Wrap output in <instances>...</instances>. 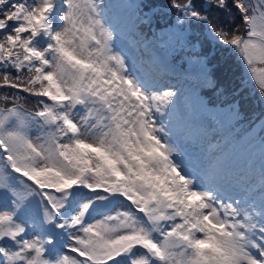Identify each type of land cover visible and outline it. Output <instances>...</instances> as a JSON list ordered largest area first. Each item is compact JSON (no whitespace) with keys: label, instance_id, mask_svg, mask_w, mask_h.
<instances>
[{"label":"snow or ice","instance_id":"1","mask_svg":"<svg viewBox=\"0 0 264 264\" xmlns=\"http://www.w3.org/2000/svg\"><path fill=\"white\" fill-rule=\"evenodd\" d=\"M138 7L150 28L155 5ZM165 7L174 22L159 36L135 37L145 52H160L148 61L158 73L173 40L196 50L205 69L223 47L264 99V0ZM110 8L106 0H0V88L13 90L0 95V264H264V184L259 203L227 196L235 145L196 151L203 114L235 118L239 101L212 113L138 72L128 50L117 51ZM20 93L36 97L39 110L27 112ZM261 146L264 154V138ZM117 201L127 209L113 215Z\"/></svg>","mask_w":264,"mask_h":264},{"label":"rangeland","instance_id":"2","mask_svg":"<svg viewBox=\"0 0 264 264\" xmlns=\"http://www.w3.org/2000/svg\"><path fill=\"white\" fill-rule=\"evenodd\" d=\"M107 3L111 5L109 15L119 24L121 28V33L115 37L117 44V51L121 47L128 50L127 59L136 64L137 70L140 73L149 75L157 79L161 83H166V78L169 76V69L173 66L170 63V57L168 52L174 53L180 47L179 44L172 41L171 47H165L164 53L167 57V68L161 74L148 63L150 56H159L160 53L155 49H149L145 52L143 48L135 42V37L143 34L140 30V23L142 21L141 12L139 10L138 0H106ZM140 17V19H138ZM166 26L165 28H167ZM164 28V29H165ZM144 35V34H143ZM160 35V34H159ZM197 56L186 57V67L182 70L178 67L175 75L179 76L180 81L175 83L179 89L184 93L186 100L191 98L192 100L200 99L205 102V106L210 110V112H219L222 114L228 113V108L224 109L223 106H217L213 108L210 106L206 100V97L198 90V81L194 79L196 75L197 68L199 65L196 62ZM209 72L205 73L203 77H207ZM201 80V79H200ZM167 84V83H166ZM259 88L256 83L254 89ZM200 93L202 95H200ZM220 118V117H218ZM217 119H213L209 112L203 114V119L209 121L212 125H218ZM238 118H222L223 125L219 126V129H206V137L201 140L200 145L196 149L198 153H204L207 155L209 145H218L223 147L225 143L228 144L229 148L233 145L236 147L235 156L233 160V178L232 183L228 185L225 195L235 196L237 198L243 196L245 199L251 201L255 200L259 203L260 200V189L262 184H264V175H262L259 166L264 165V154H262L261 137L262 134L259 133L260 124H257L245 131L239 136H228L226 131L228 129L233 130V123ZM189 151H192L190 148ZM259 186H256L257 184ZM117 207L113 210V215L115 214V209L124 211L127 209V205L123 201H117ZM97 219H99L97 217ZM65 255L71 256V252L63 253ZM139 258V255L137 256Z\"/></svg>","mask_w":264,"mask_h":264},{"label":"trees","instance_id":"3","mask_svg":"<svg viewBox=\"0 0 264 264\" xmlns=\"http://www.w3.org/2000/svg\"><path fill=\"white\" fill-rule=\"evenodd\" d=\"M148 2L152 3V4H158L161 6V10L162 12L160 13L161 17L166 13V11H163V8H167L165 7V5L168 3V0H147ZM163 18V17H162ZM161 21V19H160ZM193 30H195V26H193ZM201 30H198V37L201 38V40H203L204 34L200 33ZM208 42L210 43L209 39ZM224 49L223 47L220 50H217L216 52V58L217 60H222L223 59V54H224ZM229 57L226 58L225 62L222 64H218V66H221L222 69H220V73H217L216 70L212 73V77L207 79V82L205 84L204 90L206 92H210V91H216L215 88L213 87V85H215L216 87L220 88L221 85H224V87L227 90H232L234 87H236L239 83L243 82L245 80V74H244V69H243V64L242 62L238 59V56L236 54H234L232 51L228 54ZM13 76H15L14 72L12 73ZM28 74L25 73V76H27ZM214 75V77H213ZM13 90L11 89H7V88H0V95L4 94L5 92H12ZM244 93V94H243ZM22 96H24V99L21 100V102L28 106V107H32L35 108V110L39 109V105L37 100H33L30 97H27L26 94L24 93H20ZM241 94H243V98L240 96L239 102L241 104V112L246 115V112L249 110V108L251 107L252 101L251 96L249 94L248 91H243ZM240 94V95H241ZM6 105H3V107H5Z\"/></svg>","mask_w":264,"mask_h":264},{"label":"bare ground","instance_id":"4","mask_svg":"<svg viewBox=\"0 0 264 264\" xmlns=\"http://www.w3.org/2000/svg\"><path fill=\"white\" fill-rule=\"evenodd\" d=\"M117 207V206H116ZM99 218V217H98Z\"/></svg>","mask_w":264,"mask_h":264}]
</instances>
